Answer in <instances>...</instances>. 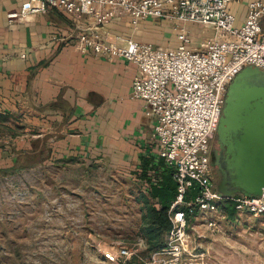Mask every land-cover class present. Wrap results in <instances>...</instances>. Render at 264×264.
Segmentation results:
<instances>
[{
  "label": "crops",
  "instance_id": "1",
  "mask_svg": "<svg viewBox=\"0 0 264 264\" xmlns=\"http://www.w3.org/2000/svg\"><path fill=\"white\" fill-rule=\"evenodd\" d=\"M22 1L0 0V125L14 129L0 137V167L77 158L84 164L103 162L116 173L127 174V168L135 179L132 172L143 166L147 175L158 170L164 160L153 135L155 116L130 93L137 64L77 47L78 32L95 25L91 15L48 8L22 19L9 18L8 12L19 9ZM248 1L230 3L237 24ZM181 25L195 47L214 32L191 22ZM197 26L203 27L200 33L195 32ZM102 29L120 44L127 38L167 47L179 43L175 23L159 17L133 24L128 14H120ZM261 29L264 32V18ZM141 181L138 191L147 196L148 187ZM135 200L133 212L139 215L144 202ZM160 249H149L146 243L126 263L142 264L143 257L160 255Z\"/></svg>",
  "mask_w": 264,
  "mask_h": 264
},
{
  "label": "built area",
  "instance_id": "2",
  "mask_svg": "<svg viewBox=\"0 0 264 264\" xmlns=\"http://www.w3.org/2000/svg\"><path fill=\"white\" fill-rule=\"evenodd\" d=\"M233 0H23L9 18L56 8L69 15H91L95 25L77 34V47L106 56H123L138 66L133 77L131 96L143 101L145 112L155 116L153 135L157 154L172 168L176 193L168 208L171 227L166 245L159 253L170 254L167 264H179L190 253L188 219L197 212L217 210L232 204L236 212L264 214V191L258 195L241 192L223 195L216 189L211 163V143L222 113L227 87L247 65L264 70V0H249L243 20L237 24L230 9ZM128 14L137 24L148 17L171 20L177 27L179 43L174 47L127 38L120 44L108 39L102 29L112 18ZM191 22L210 27L214 33L192 46L188 29ZM25 57V53L20 54ZM155 174L143 181L147 188ZM192 188L190 198L186 195ZM212 224V221H208ZM147 243L143 234L132 244L103 251L112 262H124Z\"/></svg>",
  "mask_w": 264,
  "mask_h": 264
},
{
  "label": "rangeland",
  "instance_id": "3",
  "mask_svg": "<svg viewBox=\"0 0 264 264\" xmlns=\"http://www.w3.org/2000/svg\"><path fill=\"white\" fill-rule=\"evenodd\" d=\"M13 131L0 125V137ZM123 171L77 158L0 167V264H125L103 251L133 242L146 222L145 210L133 212L142 181ZM222 206L189 217L190 253L179 264H264V214L229 215ZM169 255L146 256L142 264H167Z\"/></svg>",
  "mask_w": 264,
  "mask_h": 264
},
{
  "label": "water",
  "instance_id": "4",
  "mask_svg": "<svg viewBox=\"0 0 264 264\" xmlns=\"http://www.w3.org/2000/svg\"><path fill=\"white\" fill-rule=\"evenodd\" d=\"M225 155L211 150V162L220 178L216 189L223 195L264 191V70L244 66L229 83L216 132Z\"/></svg>",
  "mask_w": 264,
  "mask_h": 264
},
{
  "label": "trees",
  "instance_id": "5",
  "mask_svg": "<svg viewBox=\"0 0 264 264\" xmlns=\"http://www.w3.org/2000/svg\"><path fill=\"white\" fill-rule=\"evenodd\" d=\"M134 171L137 179L148 180L145 166ZM154 174L155 180L151 181L147 188L148 195L143 194L141 196L145 207L143 218L146 222L143 227V235L147 239L149 249L162 248L166 245V237L171 227L168 208L176 193V183L172 177L170 166L162 161ZM195 190V188H192L186 198H190ZM222 205L227 214L232 215L235 212L232 204ZM193 213H197V207L194 208Z\"/></svg>",
  "mask_w": 264,
  "mask_h": 264
},
{
  "label": "flooded vegetation",
  "instance_id": "6",
  "mask_svg": "<svg viewBox=\"0 0 264 264\" xmlns=\"http://www.w3.org/2000/svg\"><path fill=\"white\" fill-rule=\"evenodd\" d=\"M211 150L213 152L216 150L218 153H220V160H223L224 155H225V146H223V147H220L219 146V144L217 142V135L216 134H215V137L212 139ZM212 168H213V174H214V176L217 177L215 179V182H216L218 180V178H220V171H219L217 165L212 164Z\"/></svg>",
  "mask_w": 264,
  "mask_h": 264
}]
</instances>
